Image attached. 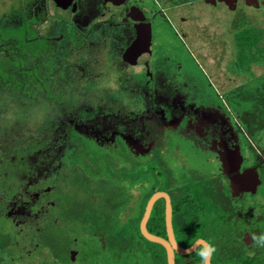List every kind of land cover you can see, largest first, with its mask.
Here are the masks:
<instances>
[{"label": "flooded vegetation", "instance_id": "flooded-vegetation-1", "mask_svg": "<svg viewBox=\"0 0 264 264\" xmlns=\"http://www.w3.org/2000/svg\"><path fill=\"white\" fill-rule=\"evenodd\" d=\"M14 1V10L0 18V56L26 60L27 66L19 69L23 84L8 83L9 76L0 84V103L9 106L0 105V218L11 228L7 245L13 256L6 262L24 263L46 243L54 246L53 259L74 264L82 236L95 240L97 252L111 249L115 260L117 245L109 236H141L140 221L155 193L168 199L176 244V235L211 241L218 197L220 208L236 209L234 222H243L239 241L249 250L246 213L264 203V131L252 132L242 111L233 108L234 93L246 82L227 95L218 93L211 51L207 56L194 45V30L184 26L189 18H169L168 11L180 5ZM202 3L229 10L223 2ZM160 27L171 31L175 52L158 51ZM7 29L21 32L6 36ZM27 102L46 107L45 125L29 117L21 125L8 121L5 109ZM169 139L190 148L200 164L186 166L177 156L179 169L172 173L165 152ZM223 157L238 158L236 171H223ZM244 171L256 176L254 190L232 191L229 179ZM143 228L166 240L162 196L151 204ZM61 230L67 235L57 245ZM147 242L148 249L164 251Z\"/></svg>", "mask_w": 264, "mask_h": 264}, {"label": "rangeland", "instance_id": "rangeland-1", "mask_svg": "<svg viewBox=\"0 0 264 264\" xmlns=\"http://www.w3.org/2000/svg\"><path fill=\"white\" fill-rule=\"evenodd\" d=\"M15 3L16 1L13 2V0H0L1 19V15H3V13H8V11L14 10V8L16 7ZM190 3H192L191 6L189 5ZM227 3H230V0H227ZM162 4L169 5L171 3L168 1L167 3L163 1ZM168 15L174 23L178 18H189L190 22L188 24H184V26L188 32H192L194 30V45L197 46V48L202 53L206 54L208 53V51H211V76L212 79H214L215 83L219 85L217 87L219 88V94L227 95L228 92H232L241 84L248 82L251 76L256 77L264 73V65L260 64H252L249 68V71L243 70L242 72H237V68L234 64L235 60L233 49V25L242 19L247 25L263 30L264 6L259 7L258 9H251L250 7L246 8L245 6H243L241 0H237L235 3V9L229 11L221 3L210 7L207 5H203L202 0H190L188 3L181 4L179 7H175L169 10ZM20 32V29L11 31L7 29V32L5 34L6 36H10V34L19 35ZM174 39L175 38L172 36L171 31H168L167 27H160L157 34L158 51L175 52ZM210 42L211 48L209 45ZM260 46L264 47V38L260 43ZM22 51H24V54L28 53V55L31 52L30 49L28 50L26 48ZM208 61L209 60L207 58V63ZM3 98L4 96L0 97V99ZM31 102H27L28 104L25 105L12 107L11 109L6 108L5 111L6 115H8V121H16L18 125H21L22 119H24L25 117H29V122L31 120L38 119L40 121V125H45L46 122H44L45 119L42 115L47 111L46 107L42 104L38 105ZM0 105L9 107L5 106L4 103H0ZM233 108L237 111H242L245 106H235ZM8 123L10 124V122ZM31 125L32 124L30 123L29 126ZM10 143V145L16 146L15 140H11ZM166 147L167 149L165 150V152L166 155H168L167 162L171 166V168L169 169L172 173H174L175 170L178 171L179 169V167L177 166V156L183 157L186 166H190L191 164L195 166L196 164H200V162L202 161L200 157H195L193 151L185 144H182V142H180L179 140L169 139ZM132 207L129 209V212L134 211ZM7 233L8 235L11 234V228L5 220L0 218V234L7 235ZM65 234L66 233L62 230L61 232L56 233V244H60V239L62 240L64 236L67 235ZM82 237H84L82 239L80 238L82 242L78 240L77 243L78 248L81 252V256L74 264H115L113 252L111 249L105 250V248L102 251L99 250L97 252L95 240L93 238H90L89 236ZM5 247L7 250H10L11 248L8 247V245ZM53 248L54 246H49L48 248L46 243H41L38 250H36L34 254H32L28 259H25L24 263L14 260L13 262L5 261L1 264H60L59 261H56L52 258L53 256L55 257V255H57ZM9 252L11 251H8L7 255L10 254ZM10 256L13 257L10 254L8 258Z\"/></svg>", "mask_w": 264, "mask_h": 264}, {"label": "trees", "instance_id": "trees-1", "mask_svg": "<svg viewBox=\"0 0 264 264\" xmlns=\"http://www.w3.org/2000/svg\"><path fill=\"white\" fill-rule=\"evenodd\" d=\"M168 1L171 5H181L190 0ZM233 29L234 64L237 72L249 71L252 64L264 65V47L260 46L264 38V29L249 26L242 19L233 25ZM18 42L21 43L20 40ZM21 60L23 59L14 56L11 59L0 56V84L7 81H5L7 76H9L8 83H24L19 69L27 65L24 66L26 60ZM25 90L24 88L19 91L25 92ZM234 97L238 101V107L245 106L242 115L247 127L252 132L264 131V73L256 77L251 76L243 88L235 91ZM218 200L216 197L213 209L214 218L211 220V243L216 248V252L211 255V264H264V247L258 246L253 240L251 248L245 249L239 241L243 222L233 220L236 209L225 206L220 208L219 203L222 206L224 203ZM246 216L248 217L246 229L251 236L264 234V203L253 214L251 210L247 211ZM174 237L181 248L188 247L195 239L205 238L202 235H176ZM109 239L110 244L117 245L114 252L115 264H166L164 251L157 245L155 247L157 246L159 250H149L146 246L148 242L141 236L114 235L109 236ZM9 241L8 235L0 234V264L4 263L8 256L9 250L5 246ZM199 248L197 247L185 256L174 255V264H201V259L197 254Z\"/></svg>", "mask_w": 264, "mask_h": 264}, {"label": "water", "instance_id": "water-1", "mask_svg": "<svg viewBox=\"0 0 264 264\" xmlns=\"http://www.w3.org/2000/svg\"><path fill=\"white\" fill-rule=\"evenodd\" d=\"M243 1H244V4L246 6H250L253 8H258L259 6H264V0H249V1L243 0ZM204 2L211 4V5H214L216 2H223L229 10H233L235 8V5H234L235 0H230V3H227V0H204ZM219 160L221 162L222 169L225 173H226V171H228V172L236 171L237 165L239 163L238 158H237V160H234L233 157H231L230 159L227 157H223L222 159L220 158ZM232 164L233 165L235 164V166H233ZM256 184H257L256 176L255 175L251 176L248 171H244L242 174L233 176L232 178L229 179V188L232 191L238 190V191H250V192H252L254 190ZM159 196H162L165 200L166 240H163L159 237L148 234L143 228V224H144L146 217L149 213V209L151 207V204ZM169 212H170V210H169L167 197L162 193L153 194L152 197L146 203V206H145V209L143 212V216H142V219L140 221V231H141V236L143 239H145L146 241H149V242L157 243L164 248L165 263L166 264H174L173 263L174 262L173 261V255L174 254H176L178 256H185L187 254L192 253L196 247H198V246L206 247L207 244L202 239H196L186 248L179 247L175 243V241L173 239V235L171 233L170 219H169L170 213ZM248 237H249V235H245L242 238V242L244 244H248L247 240H246V239H248ZM206 264H209V258L206 261Z\"/></svg>", "mask_w": 264, "mask_h": 264}, {"label": "clouds", "instance_id": "clouds-1", "mask_svg": "<svg viewBox=\"0 0 264 264\" xmlns=\"http://www.w3.org/2000/svg\"><path fill=\"white\" fill-rule=\"evenodd\" d=\"M252 239L256 241L258 246L264 247V234L259 236H253ZM206 247H200L197 249V254L201 259V264H206L208 258L216 252L215 246L211 243V241L206 242Z\"/></svg>", "mask_w": 264, "mask_h": 264}]
</instances>
